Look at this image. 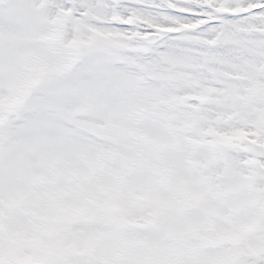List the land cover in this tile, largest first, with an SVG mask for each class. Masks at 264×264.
<instances>
[{"label":"snow or ice","instance_id":"6c2138e0","mask_svg":"<svg viewBox=\"0 0 264 264\" xmlns=\"http://www.w3.org/2000/svg\"><path fill=\"white\" fill-rule=\"evenodd\" d=\"M0 264H264V0H0Z\"/></svg>","mask_w":264,"mask_h":264}]
</instances>
